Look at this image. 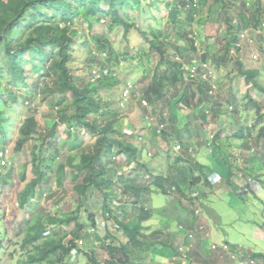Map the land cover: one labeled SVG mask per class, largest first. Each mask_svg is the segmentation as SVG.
I'll use <instances>...</instances> for the list:
<instances>
[{
    "label": "rangeland",
    "instance_id": "rangeland-1",
    "mask_svg": "<svg viewBox=\"0 0 264 264\" xmlns=\"http://www.w3.org/2000/svg\"><path fill=\"white\" fill-rule=\"evenodd\" d=\"M167 1L168 0H152L154 3L153 8H149L148 1L143 2L141 6L142 11L136 12L135 14L136 18L140 15L139 22L144 29L157 26L158 24H155L157 20L161 21L162 27L166 26L170 11V8L166 5ZM169 1L171 3L177 2V0ZM213 1L214 0H208V2L202 4L197 11H193L191 8H184L185 13L190 12L194 15V20L189 24L187 29L190 32H194L197 38L196 42L198 45L196 46H198L199 52L194 53L193 51H189V46L182 44L183 46L181 47H184L185 50L182 51L183 56H181L182 58L180 59L185 64L184 66L186 68V65L190 63L191 59L200 57L202 53L210 50L208 53L214 56L213 59L209 58L210 68L217 86L214 97L217 100L216 108L209 117L203 118V111L199 106L200 104L206 103L210 107L211 98L207 96L206 93L201 95L195 81L187 80L185 88L187 98L181 104L185 106L189 112L190 110L192 112L190 119L195 123L192 129L197 132L196 140L192 143H187L188 141H186L185 144L183 141L184 138L182 137H172L170 143V140L167 138V135L170 137L173 136L169 131H174L173 127H175L167 101L170 97H175L176 92L182 90V88L184 89V86L178 89L177 87H169L165 99L161 100L154 107V104H152L149 107L150 109L143 108L140 104L141 101L146 98L150 101L147 95V86L151 82L153 73H155L154 63L158 61L159 56L156 54L148 55L149 45L136 29L131 30L129 34L124 33L123 27L117 28L114 32H110L108 30V24L110 22L108 18L99 21L91 17L90 22L93 26L87 22L80 23L79 40L74 46L72 70L75 75L81 77V81L89 83L96 82V84L101 86L100 95L105 99L107 109L105 110L106 115L104 113L105 116L98 117V119L101 122V120L110 121V119L113 118L119 135L127 139V141L131 143L136 140L140 141V137H145L147 135V132L143 133V128L139 129L138 132H133L129 129L130 124L136 125V127L139 128L143 127V122L147 120L150 122L151 130L155 133L151 139L160 140L162 144L151 147V151L147 148L142 150V154L141 152L139 153L141 157L138 158V160L148 167L153 168L155 174L173 173L174 169H170L169 166L173 165L174 168H176L177 164L175 159L179 153L175 151L174 147L177 143H182L183 149L185 147L188 150L191 147L194 148L193 154L196 153L199 162L205 165V172L208 173L209 176H213L217 181V184L213 186L212 192L201 195L199 198L201 215L202 217H206L209 225L208 226L206 223V227L211 229V239L214 240L209 243L208 246L211 248L212 244H216L221 247L224 243L231 242L234 244L232 245V249L237 255L235 257L231 255L232 258L229 255L231 259H229L227 264H252L253 259L250 257L252 253H264V185L260 187V184H264V143L258 137L260 127L264 124V118L258 122L260 118L257 115L256 109L253 106L245 105L247 102L245 96L248 87L244 78L238 73L237 61L235 62L234 60L230 65L222 62L220 66L215 64V61L221 56L223 51L222 46L225 44L224 37L228 24L225 20V16H222L220 23H216L213 18L208 15L209 6ZM237 1L239 2L236 4L234 13H232L231 16H233V23L236 27L234 32L238 31L237 25L243 23L242 31H238V33L241 35L240 37L244 42L238 59H242L245 66L248 68L253 67L260 69L262 73L260 81L264 85V28L260 30L250 29L240 20L238 15V13L242 11L246 14V18L248 19L252 12L258 7V2L257 0ZM261 2L264 10V0H261ZM105 38L109 39L112 43L113 50L108 51V54L105 53V55L102 53L103 56H100L98 40H104ZM85 40L90 47L85 45ZM251 40H253V42H249ZM175 47L176 44L171 46L173 55H180L177 53L179 49L176 50ZM95 54L96 61H93L90 55L93 56ZM255 54L258 55V59L253 57ZM88 58L91 65L85 62ZM149 59L151 60V64ZM103 67H108V70H106V68L103 70ZM95 70L97 71L96 73H94ZM6 77L7 76L3 77L4 80L1 81L4 83L3 86L8 89L13 88V91L20 96V100H17L15 103L17 111L14 110L15 115H13L11 123L6 126V132L10 142L7 144L0 143V149L5 146V149H10V154L7 157L0 158V172L3 173L0 175V264H24L27 253L34 249L32 246H23V237L25 234H21L18 231V223L24 219V217L29 216L30 212L43 211L47 215H66L77 210L79 206L76 202L77 199L73 190V182L67 180L62 187H58L55 178L43 184V188L41 189L43 193L41 195L39 193L35 201L32 202L34 205L28 209L29 213L26 209H22L19 204V197L21 198L29 182L35 177V158L36 154L41 152V149H44L43 152L49 153V155L60 156L59 160L65 159L69 150V145L65 143L67 151H60L59 154H57L55 149L49 150L47 146L43 148L41 143L42 139L49 131L46 122L54 125L59 121V117L64 112L67 111L68 113H72L73 109L69 96H62L60 94L53 74L33 73L30 81L38 84V86L35 87L33 85L29 91H19L14 86L12 87ZM128 89L131 91L133 90L131 95L132 98L124 100L125 91ZM262 105L264 111V99L262 100ZM230 106H234V109L231 110ZM238 109L239 113L236 114ZM32 115L35 116L38 121L37 134H34L33 138L17 152L16 143L22 137L21 121H24L26 116ZM237 115L239 116L237 117ZM225 119H228V121ZM235 121H240L238 127L242 126L241 124L243 123L256 125L254 126L252 138L258 145V148H256L257 152L253 153L247 150V145L244 146L242 152L238 147L232 146V141L228 137L236 129ZM159 125H164L166 130L164 133L166 136L156 133V129ZM222 126L225 127L224 133H227V135L224 136L223 134V136L218 138L216 143L210 145L211 142L206 140V137H208L210 133L217 134ZM123 127H127L129 132H124ZM67 129V124L59 123L58 134L55 138H59V140L65 139ZM77 131L76 129H72L73 134L77 133ZM78 132L83 135V140L80 146H76L71 152L72 155L76 157H78L82 151L92 150L96 140L95 136L88 134L84 130ZM224 139H229L231 141H228L229 146L223 145ZM2 140H4V133L2 134L0 132V141ZM254 141H252L251 138L248 140V142ZM224 150L227 153L229 151L233 152V154L235 153V160L242 159L240 158L241 154L246 156L257 154L262 157V163L259 164L261 166L243 169L244 167L236 163V161L230 165L228 162L231 158L228 154H226L227 156L223 155ZM119 152H121L120 148ZM149 152L151 153L148 154ZM160 152H163L162 156L159 154ZM128 158L129 155L127 156L126 153H119L113 158H111L110 155H102V160L98 161L97 166L106 165V169L108 170L107 178H115V187L118 188V192L112 194L114 202L112 206L114 214H112V217L116 216L120 218L127 212L129 215L127 220L131 221L130 213H133L135 211L134 208L137 207V205L140 206L141 202L139 203L138 200H136L138 195L134 192L127 191V195L125 196L121 194L123 193L124 182H128L126 179H128L130 175L136 176L133 174V170L137 167L138 162H136L135 167H133V165L129 163L130 160ZM111 160H114V162L111 163ZM185 165H187V163H185ZM185 165H179V170L184 172L179 188L182 191L189 190L190 197L191 187H188L190 185L189 182L193 180L197 172H194L192 167ZM232 169L234 173L244 170L243 176L244 173H246L245 177L237 176L236 179H239V182H235L234 185H231V183L227 181L229 180ZM139 172L143 176H148L146 170H140ZM250 178L256 181L254 183V188L250 189L248 193H241L239 190V183H246ZM260 178L263 181H260ZM147 182L148 180L145 179L142 181V183L146 184ZM221 185H223L222 188ZM153 189L154 190L149 192V194L142 199L144 207L150 209L151 211L149 213L151 214L144 218L145 220L143 219L144 222H142L145 227V235L144 240L142 237L140 239L143 243L130 246L135 256L132 257L129 264H137L138 262L145 264L151 255L153 256L151 258L153 261H159V264H166V260H168L167 257H170L168 253L169 250L172 254L175 248H170L163 242L160 243L161 241H159V238L162 236L161 234L165 236L168 235L166 232L167 226H170L169 228H171L170 231L172 230V233L174 231L175 233L183 232L179 227L180 223H178L177 217L174 216L175 209L179 208L180 205L173 197L177 196L179 191L176 190L172 194L165 195L159 192L160 190H157L155 186H153ZM199 190L201 192V188ZM90 201L89 205L91 210L99 213L101 220L103 218L101 216V207L104 204L102 194H96ZM188 202L191 207L194 206L195 202L192 199L189 198ZM139 206L137 207L138 213L141 214L142 211ZM197 208L199 207L197 206ZM212 209L219 214L221 220H215L211 216L210 210ZM167 213L170 214V216H167ZM86 215L87 213L82 211V220H86ZM132 222L137 224L140 222V219L137 216ZM107 225L109 226V230L106 235L105 233L100 235L98 230L97 232H88V234L86 233L87 231H83V236H86L85 238H81L83 243L79 246V250L83 249L85 251L79 252L75 258L70 256L63 257V260H58V257H56L52 259V263L44 262L43 264H87L90 260L88 254L91 251H94L97 260L103 263L108 257V254L104 250V243L105 245H120V240L114 237L115 234L125 242L128 241L127 237H124L119 229H116L114 226L113 218L111 222L107 221ZM89 226L90 224H88V228ZM158 229L162 231L161 234ZM67 230L71 231L72 226L68 227ZM107 237L109 238L107 239ZM72 238L73 236L69 235L65 239V243H69ZM97 239H99V242L96 241ZM105 239H107V241ZM223 239L228 242H222ZM190 251L186 253V256L181 255L183 261L189 259Z\"/></svg>",
    "mask_w": 264,
    "mask_h": 264
},
{
    "label": "trees",
    "instance_id": "trees-1",
    "mask_svg": "<svg viewBox=\"0 0 264 264\" xmlns=\"http://www.w3.org/2000/svg\"><path fill=\"white\" fill-rule=\"evenodd\" d=\"M144 1H148L149 8H153L154 3L152 0H0V132L4 133V140L0 141V143L7 144L10 142L6 126L11 123L13 115H15L14 110L17 111L15 103L17 100H20V96L13 91V88L8 89L3 86L4 83L1 81L4 80L3 77L5 76H7L6 78L12 87L14 86L19 91H29L33 85L35 87L38 86V84L30 81L33 73L53 74L60 94L62 96H69L73 109L72 113L64 112L59 117V121L54 125L46 122L49 131L41 143L43 148L47 146L49 150L55 149L57 154L60 151H67L65 145H69L65 159L59 160L60 156L49 155V153L43 152L44 149H41V152L36 154L35 158V177L31 179L21 198L19 197V204L22 209H26L29 213L28 209L34 205L32 202L35 201L39 193L40 195L43 193L41 190L43 184L55 178L58 187H62L67 180L73 182V190L79 206L77 210L66 215H47L43 211L30 212L29 216L24 217L18 223V231L21 234H25L23 246H32L34 249L27 253L24 264L52 263V259L56 257H58V260H63V257H72V249L78 247L75 240L85 238L86 236H83V231H87L86 233L88 234V232H91L90 229L92 227H96L98 231L100 228L108 229V225L98 227L99 213L92 211L89 205L90 199L99 193L102 194L104 200V204L101 207L102 219L111 222L113 218L114 226L116 229H119L124 237H127L128 241L125 242L115 234L114 237L120 240V245H105L104 243V250L108 254L107 259L103 263H100L96 258L95 252L91 251L89 254L87 253L90 259L87 264H129L132 257L135 256L130 246L143 243L140 238H144L145 227L141 219L137 224L127 221L129 217L127 212L120 218L116 216L112 217V214H114L112 194L118 192V188L115 187V178H107L108 170L106 169V165L97 166L98 161L102 160V155H110L113 158L119 153H126L127 156L129 155V160L134 156L136 157L138 168L147 167L146 164L138 160L141 157L142 150L119 135L113 118L110 121L101 120L100 122L98 117H104L106 115L105 110L107 109L105 99L100 95L101 86L96 84V82L81 81V77L73 73L72 63L74 62V46L79 40V24L87 22L93 26L90 22L91 17L99 21L108 18L110 20L108 24L110 32L123 27L124 33L129 34L131 30L136 29L149 45L148 55L156 54L159 56L158 61L156 63L153 62L155 73H153L151 82L147 86V95L151 102L147 98L145 100L150 105L145 107L141 101V106L150 109L149 107L152 104H154V107L161 100L165 99L169 87H177L178 89L184 86V89L182 88V90L176 92L175 97L168 99L167 104L172 113L171 117L174 120L175 126L178 122H183L185 125L189 124L188 116L190 113L181 104L187 98L185 88L186 73L188 71L180 58L183 56L182 51L185 50L184 47H181L183 46L182 44L188 45L189 51H193L194 53L199 52L194 32H190L187 29L189 24L193 22L194 15L190 12L185 13L184 8L188 9V2L185 0H177L176 3H171L168 0L166 5L170 8V11L166 26L162 27L161 21L157 20L155 22V24H158L157 26L144 29L139 22L140 15L136 18L135 14L142 11L141 6ZM207 2L208 0H199L200 7ZM238 2L237 0H214L209 6L208 15L213 18L214 22L220 23L222 16H225L228 24L224 37L225 44L222 46L223 51L221 56L215 61V64L220 66L222 62L230 65L234 60L235 62L237 61L238 73L244 78L248 87L245 105L253 106L256 109L257 115L260 118L258 122H260L264 118L262 107L264 85L260 81L262 73L258 68L246 67L244 61L238 59L242 47L237 46V43L241 42L242 45L244 44L240 37L241 35L238 33V31H242L243 23H239L237 25L238 31L234 32L236 27L233 23V16H231ZM257 2L258 7L248 19L242 11L238 15L247 27L260 30L264 28V10L261 0H257ZM191 9L197 11V8L191 7ZM98 44L100 56H103L102 53L105 55V53L108 54V51L113 50V45L107 38L104 40L99 39ZM175 44V49H179L177 53L180 55H173L172 53L171 46ZM85 45H88L86 40ZM233 48L238 50V57H234L231 54ZM208 51L202 53L197 58L204 61H209V58L213 59V54L210 55ZM96 54L90 55L91 60L96 61ZM149 61L151 64L150 59ZM85 62L91 65L89 58ZM105 68L108 70V67H103L102 69L104 70ZM194 81L201 95L206 93L211 98L210 107L206 103L199 106L203 111L202 117L207 118L216 108L217 100L214 98L215 94L211 95L209 93L211 83L208 80L197 78ZM123 99L125 100L124 97ZM233 107L230 106V109L233 110ZM237 113H239V109L236 111ZM225 120L228 121V119ZM37 122L36 117L33 115L26 116L24 121H21L22 137L16 143L17 152L33 138L34 134H37ZM235 122L236 129L228 138L231 141L240 140L243 145L251 148L248 140L251 138L254 141L252 134L256 125L243 123L241 124L242 126L238 127L240 121ZM59 123L68 125L65 139L59 140V138H55L58 134ZM162 126L163 130L159 132L160 126H158L156 133L166 136L164 125ZM72 129L78 131L84 130L96 137L92 150L82 151L78 157L72 155V150L76 146H80L83 140V135L78 131L73 134ZM173 129L178 131L177 127H173ZM224 130L225 127L222 126L217 134L210 133L206 137V140L211 142L210 145L216 143L218 138L223 136V134L224 136L227 135V133H224ZM258 137L264 143V124L260 127ZM140 138L139 142L142 143L143 136ZM167 138L171 139L168 135ZM229 139L228 141H230ZM253 144L258 148L255 141ZM223 145L229 146V144ZM5 148L6 146L1 148L0 152ZM119 148L121 152H119ZM140 152L141 154L139 155ZM181 157L183 161L189 160L183 156ZM110 162L113 163L114 160ZM198 163L196 158H192L189 165L194 169L196 165L200 166ZM137 167L134 169V172L138 171ZM147 173L153 179V185L159 188L163 194L169 195L172 194L170 192H175L176 189L178 191L181 190L177 181L170 174H154L150 170ZM2 174L0 172V175ZM144 178L145 176L143 175L133 176V180L142 181ZM199 179L202 181V178H197V180ZM208 182V179L204 180L205 184ZM192 184L195 183L193 182ZM173 188L176 189L174 190ZM133 189V183L132 185L124 186L123 193L121 194L125 196L127 195V191L134 192ZM142 191L143 189L139 188L135 192L138 195L136 200L139 203L142 199ZM142 204L141 202L139 206L140 210L149 213L151 210L145 208ZM82 211L87 213L86 220H82ZM144 217H147V214ZM88 224H90L89 228ZM70 226H72V230L68 231L67 228ZM69 235L73 236V238L69 243H65V239ZM107 239L105 240L107 241ZM96 241L99 242V239ZM230 245L232 246V244ZM82 251L85 250H79L78 248V252ZM250 257L253 260L255 258L264 259V253H252ZM137 264L141 263L138 262Z\"/></svg>",
    "mask_w": 264,
    "mask_h": 264
},
{
    "label": "crops",
    "instance_id": "crops-1",
    "mask_svg": "<svg viewBox=\"0 0 264 264\" xmlns=\"http://www.w3.org/2000/svg\"><path fill=\"white\" fill-rule=\"evenodd\" d=\"M189 113H190L188 116L189 124L185 125L183 122H178L175 126L178 128V131H176V130L169 131V132H171L173 137L184 138L183 141L185 144H186V141H188L187 143L194 142L196 140L195 138L197 135V132H195V130L192 129L194 127L195 123H193V121H191V119H190L191 110ZM131 125L132 124H130L129 129L132 130L133 132H138V130L142 129V128H143V133L147 132V135L145 136L146 138L143 136V142L142 143H140L137 140L133 142V144L137 148H139L141 150H144L147 148L149 151H151V147L162 144L160 140H152L151 139L155 133L151 130V124L148 120L142 123L143 127L137 128L136 125H132L133 126V128H132ZM124 132H126V133L129 132L127 127L124 128ZM170 138H172V136ZM235 141H232V146L238 147L242 152L245 145H243V143L240 142V140H235ZM170 143H171V140H170ZM224 144L228 145L227 139H224ZM246 149L251 151L250 147H248ZM182 151H183L184 155L179 153L180 155L177 154V156H176V159H175V162L177 164L176 168H174L173 165L169 166L170 169H174L173 173L170 175L173 176V178L177 181L178 185H180V183L182 182V176L184 173V172L179 170V168H180L179 165L181 166V164L185 165V163H187V165H185V166H190L189 165L190 159H192V158L197 159L198 158V155H196V153H194V154L189 153L188 150L186 149V147ZM159 154L162 156L163 152H160ZM226 154H228L231 158V160L228 162L230 165H232L231 163H233V162L235 163V161H236V163H238L244 167L243 169L261 166L259 164L262 163V157H260L257 154H250L249 156L241 154L240 158H242V159H237V160H235V155H234L235 153L233 154V152H230V151L227 153L224 150L223 155L227 156ZM181 156H183L185 159H189V160L183 161ZM197 161L199 162L198 159H197ZM136 162H137V159L134 156L133 158H131L129 163L131 165H133V167H135ZM198 164L200 166L196 165L195 168L193 169V171L194 172L196 171L197 174H195L193 180L189 182L190 185L188 187H191V188L197 187L198 189L201 188V193H202L201 195H204V194H207L208 192L209 193L212 192L213 186H214V185H212V183L210 181L207 184H205L204 180L205 179L210 180V179H215V178L213 176H209L208 173L205 172V165L204 164H202L200 162ZM134 169H136V167ZM137 169H138V171H136V172H134V170H133L134 175H142L139 172L140 170H146V171L150 170L151 172L154 171L153 168H150L148 166L142 167V168H137ZM243 171L244 170H240V171H236L237 173L236 172L234 173V170L232 169L231 173H230L229 180H227V181L230 182L231 185H234V183L239 180V179H236L237 176L238 177H245L246 173H244V176H243ZM153 173L155 174V172H153ZM164 174H166V173H164ZM167 174H169V173H167ZM197 178H202V181H200V179L197 180ZM144 179L148 180L147 184L142 183L143 180L142 181L136 180V179L133 180V175H130L128 177V179H126V181H128V182H124L123 187L127 186V185H132V183H133L134 184V189H133L134 193L137 192V189H139V188L143 189V191H142V199H143L144 196H146L147 194H149V192L154 190L153 189V186H154L153 185V179L151 177H149V174H148V176H145ZM131 180H133V181H131ZM259 180L263 181L261 178ZM197 181H198V183H196ZM193 182L195 184H192ZM186 183H187V181H186ZM263 183H264V181H263ZM246 184H247V182L246 183H244V182L239 183V185H240L239 190L241 193H243V192L248 193L250 191L249 189H251V188H247ZM261 185H264V184H260V187H261ZM222 187H223V185H221V188ZM156 189L160 190L157 187H156ZM188 191L189 190H187V191L180 190L177 193L178 195L173 197L174 199H176V201L180 205L179 208L175 209V213H174L175 215L174 216L177 217L176 219L178 220V223H180L179 227L181 225H183V228L180 227L181 231H183V232L175 233V231H174L172 233V230L170 231L171 228H169L170 226H167L166 232L168 235L165 236V235L161 234L162 231L160 229H158V231L162 235L159 238V241H161L160 243L163 242L164 244H167L170 248H175L174 253H172V254L169 250L168 253H169L170 257H167L168 260H166V264H227L229 262V259L232 258L230 253H227V252L222 251V250H212L210 248V246H208L209 243L214 241L211 239V229L206 227V223H207L206 217H202V216L199 218L195 217V214H194L195 211L194 210H195V208H197L198 203H196V201H194L195 202L194 206L191 207L190 203L188 202V200L190 198ZM159 192H161V190ZM142 199H141V202H142ZM138 206L139 205H137V207ZM137 207H135L134 208L135 211L133 213H131V216H130L131 221H134L137 216L139 219H141L143 221V219L146 218V217H144V215L147 214V216H148V214L149 215L151 214L148 212H142L140 214V213H138ZM210 211H211L210 212L211 216L215 220H221V217L219 216V214L214 209H212ZM167 216H170V214L167 213ZM127 221H129V220H127ZM199 225H203L205 228L200 229L197 233L196 238L191 241L193 246H192V250L190 251L189 259L187 261H183L181 258V253L179 252V247L183 242L182 238H183V235L185 233V230L186 229H192V228H194V229L199 228ZM207 225H208V223H207ZM107 231H108V229H106V228H100L98 232L100 233V235L102 233H105V235H106ZM143 240H144V238H143ZM223 241L228 242L227 240H224V239L222 240V242ZM229 243H231V242H229ZM231 244L234 245L233 243H231ZM229 255L231 256V258H229ZM152 257H153L152 255L149 256V258L145 264H159L160 263L159 261H153L151 259ZM252 264H264V259L263 258H255L254 260H252Z\"/></svg>",
    "mask_w": 264,
    "mask_h": 264
},
{
    "label": "built area",
    "instance_id": "built-area-1",
    "mask_svg": "<svg viewBox=\"0 0 264 264\" xmlns=\"http://www.w3.org/2000/svg\"><path fill=\"white\" fill-rule=\"evenodd\" d=\"M186 2H188V8H197L199 9L200 7V4H199V0H185ZM251 42H253V40H251ZM237 46L239 47H243L242 43L241 42H238L237 43ZM238 53V50L236 48H233L232 51H231V54L236 57L238 56L237 55ZM255 59H258V55H254L253 56ZM186 69H187V77H186V84H187V80H191V81H194V79H197V78H200L202 80H208L210 83H211V88H209V93L211 95H214L215 94V90H216V84H215V80L213 78V74H212V70L210 68V62L209 61H204L200 58H194L193 60L190 61L189 64L186 65ZM95 73L97 72L96 70L94 71ZM133 90H134V87H133ZM133 90L131 91L130 89L126 90L125 91V95H124V98L125 100H128L131 98V95L133 93ZM143 102V105L145 106H148V102L143 99L142 100ZM209 112V111H208ZM161 130H163V126L160 125L158 131L160 132ZM141 140V138H140ZM249 145L251 146V151L253 153L257 152V147H255V145L253 144V142H250ZM175 150L176 151H182L183 150V146L182 144H178L175 146ZM190 153L193 152V148L191 147L189 149ZM10 154V149H4L0 152V157L1 158H4V157H7L8 155ZM5 164V163H4ZM249 182V183H248ZM246 186L247 188H254L255 186V182L256 181H253L252 178H250L248 180ZM212 183L214 184L215 183V180H212ZM174 190L176 188H173ZM177 190V189H176ZM175 190V191H176ZM174 192V191H173ZM173 192H170V193H173ZM200 190L198 188H193L191 191H190V199H192L193 201H196V203H198V207L199 208H195V217H201V212H200V206H199V197H200ZM107 225V220L105 219H99V222H98V227H105ZM181 228H183V225L180 226ZM205 227L203 225H199V228H192V229H186L185 230V233L183 235V242L182 244L180 245L179 247V252L181 253V255L183 256H186V253L188 251H190L192 249V240H194L197 236V233L200 229H204ZM91 231L92 232H97V228L96 227H92L91 228ZM49 233V232H48ZM188 241H190L188 243ZM76 244L78 245V247H74L72 249V252H71V255L73 258H75L79 252H78V248L79 246L82 245L83 241L82 239H77L75 240ZM211 248L212 249H219L221 248L222 250L230 253L233 257H235L237 254L235 253V251L232 249L233 247L229 244V243H224L221 247L216 245V244H212L211 245ZM182 256V257H183Z\"/></svg>",
    "mask_w": 264,
    "mask_h": 264
},
{
    "label": "clouds",
    "instance_id": "clouds-1",
    "mask_svg": "<svg viewBox=\"0 0 264 264\" xmlns=\"http://www.w3.org/2000/svg\"><path fill=\"white\" fill-rule=\"evenodd\" d=\"M160 126V125H159ZM178 144H182V143H178ZM178 144H176V145H178ZM175 145V146H176ZM183 146V145H182ZM175 148V147H174ZM194 149V148H193ZM251 149V148H250ZM176 151V150H175ZM178 153H182L183 154V151H177ZM188 152L190 153V151L188 150ZM151 152H149L148 154H150ZM191 153H193V152H191ZM129 161V160H128ZM212 180H215V183L213 184L212 183ZM211 183H212V185H215V184H217V181H216V179H210L209 180ZM259 184V183H258ZM194 188H197V187H194ZM250 190V189H249ZM201 193V192H200ZM200 196H201V194H200ZM200 198V197H199ZM195 213V212H194Z\"/></svg>",
    "mask_w": 264,
    "mask_h": 264
}]
</instances>
